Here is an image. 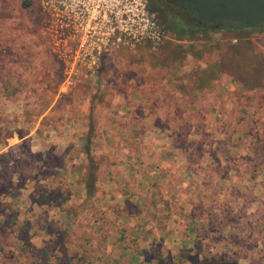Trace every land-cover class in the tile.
Returning a JSON list of instances; mask_svg holds the SVG:
<instances>
[{
  "label": "rangeland",
  "instance_id": "1",
  "mask_svg": "<svg viewBox=\"0 0 264 264\" xmlns=\"http://www.w3.org/2000/svg\"><path fill=\"white\" fill-rule=\"evenodd\" d=\"M25 1L31 3L29 8H24ZM192 1L206 18L224 23L264 18V0ZM163 6L165 11L190 14L188 8L174 0H164ZM154 16L168 34L162 46L154 49L144 43L124 47L118 53L104 55L100 67L70 69L42 33L38 0H0V155L7 154L3 161L9 163L11 171L15 164L12 161L30 169L29 160L39 161L47 151L51 156L49 152L55 153L54 147L65 143L55 157L63 164L60 183L68 164L76 161L79 173L87 178L92 200L99 198L101 164H124V175L110 174L120 181V189L135 202L143 192L142 199L154 193L156 197L152 198L162 207L157 209L161 213L158 220L164 224L173 220L174 231L183 237L187 217L197 216L194 205L200 197L213 201L222 192L238 196L264 189V29L178 37L159 16ZM18 133L33 135L32 142L21 150L15 149L20 142ZM30 151L33 157H29ZM2 172L0 169V180L11 179L9 171L1 175ZM216 175L220 180L214 185ZM230 175L237 180L227 185L222 177ZM149 179L157 182L151 185L146 182ZM183 180L187 184L182 186L181 194L168 198V193H173L169 186ZM15 183L22 188L24 181ZM104 189L112 190L110 184ZM254 199L250 196L243 203ZM7 201L0 206V213L15 214L18 207ZM29 201L21 211L25 220L32 215L43 224L47 217L55 221L61 217L55 211L48 216L44 213L47 208L34 207L35 199H31L33 206ZM261 210L248 220L245 213L234 215L232 225L250 233L230 239L236 254L230 252L227 264H236L242 254L250 253L255 258L250 256L244 264H264V225L259 226V221H264V205ZM180 211L186 212L180 215ZM202 216L206 217L203 231L212 238L211 232L218 228L211 221L216 219L218 223L220 215L209 212ZM111 220L115 223L114 218ZM58 226L66 233L59 234L60 240L77 239L74 233H67V225ZM221 230L217 234L227 238L230 230ZM193 234L189 246L193 256L207 255L216 247L211 246L212 240L203 246ZM199 235L203 237L202 231ZM6 241L14 255L11 261L10 256L6 261L1 257L0 264H29L26 255L13 247L11 240ZM132 242L135 249L141 241ZM63 243L58 242V246L63 247ZM227 244L222 243L220 250L224 251ZM52 248L48 246L49 254L53 253L48 264L80 263L66 258L62 248ZM76 249L79 250L75 246ZM166 260L159 262L168 264ZM193 264L203 263L197 258Z\"/></svg>",
  "mask_w": 264,
  "mask_h": 264
},
{
  "label": "crops",
  "instance_id": "2",
  "mask_svg": "<svg viewBox=\"0 0 264 264\" xmlns=\"http://www.w3.org/2000/svg\"><path fill=\"white\" fill-rule=\"evenodd\" d=\"M32 136H19L20 142L15 145V149L21 150L22 146L27 143L30 144L33 140ZM64 146L65 143L54 147L55 153L49 152L51 156H48V151L45 157L42 153L44 158L39 161L29 160L30 169H26L20 162H16L12 165L14 169L11 171L8 162L0 161V169L3 170L1 175L6 171L11 173V179L0 180V196L4 198L0 199V206L9 200L10 203L13 202L18 207L15 214L0 213V236H2L0 240L3 238V241L0 242V259L3 257V260L6 261L7 257L10 256L11 261L12 255H14L13 251L10 253L6 247L8 245L6 240H11L13 247L19 249L21 254L26 255L29 264L50 263L49 260L53 253L49 254V245H52L55 249L62 248L61 252L65 253L66 258L77 259L80 262L79 264L85 262L109 264L111 260H116L119 264H160L159 260L161 261L162 258H167L168 264H193L197 261V258L198 262L203 264H227L230 252L236 248L230 239L234 236L244 238L247 236L245 234L250 233L236 225H232V221H235L234 215L245 213L247 215L245 219L248 220L251 218L250 215L262 212L264 189L262 191H241L242 193L238 196H234L229 192H222V194H217V198L215 197L213 201L200 197L194 205L197 216L193 219L186 216V232L183 237H180L179 232L174 231L176 224L173 220H170L167 224L158 220L161 213L157 209L162 207L156 199L152 198L156 197L152 195L154 193L149 196L150 200L148 197L142 199L143 192L140 197L138 196L139 200L135 202L129 199V193L127 194L126 191L120 189V181L118 179L116 181L110 174L116 172L120 176L124 175L126 173L123 167L124 164L110 162L101 164L102 171H99L97 179L99 198L95 197L94 200L91 199V197H94L93 194L88 192L87 178L79 173V166L76 165V161L68 164V171L63 173L65 179L60 183V172L63 170V164L59 163L55 157L58 156L57 151L63 150ZM29 157H33L31 151ZM106 170L109 173L105 175L103 171ZM33 174H35L34 177ZM21 180L24 181L23 187L18 188L19 185H16L15 182L20 183ZM219 180V176L216 175L212 182L216 185ZM236 180L237 177L234 175L222 177V181L227 185ZM146 182L152 185L157 181L149 179ZM185 182L183 180V183L181 181L177 186H169L173 193H168L167 197L170 199L177 198L181 194L182 186L187 184ZM106 184L111 185V191L107 192L104 189ZM259 186L263 187L261 184ZM250 196H254L255 199L243 203V200L249 201ZM31 199H35L34 207L47 208V212L44 211V213H48V216L54 215L53 211H55V214L57 213L61 217L56 221L47 217L43 224H40L38 217L32 218V215L28 220H25L21 211L26 207L29 200L32 205ZM185 206L188 208L187 205ZM101 209L102 212L98 213V210ZM30 210L33 211L32 208ZM0 211L2 210L0 209ZM6 211L8 212V210ZM180 212V215H183L186 211ZM209 212L220 215L218 223L216 219L211 221L218 228H214L211 232L212 238L207 237L208 234L203 231L206 217L202 215ZM32 214H34V211ZM42 216L39 215L40 218ZM113 218L115 223H112L111 219ZM183 219L185 221V217ZM197 222L201 223L197 224ZM195 223L196 229L194 230ZM118 224L121 226H118ZM58 225L61 227L67 225V233L69 235L74 233L77 239L71 241L68 239L60 240L61 235L59 234L64 235L66 233L60 231ZM170 225L173 227H170ZM261 225H264V221L260 220L259 226ZM39 229L42 230L41 235ZM220 229H222L221 232L230 230L227 238L217 234ZM33 231L37 236L31 235ZM170 231H173V236L170 235ZM201 231L203 237L199 235ZM47 232H50L49 238H46ZM193 233H195L197 241L201 240L203 242V246H207L206 244L212 240L211 246L216 247H213L207 255L193 256V253L189 251V248H192L189 246H191L190 242L193 240ZM37 237L41 240L39 241ZM135 239H139L141 242L134 249V244L132 245L131 242ZM58 242L61 244L64 242L63 247H59ZM224 242L228 244L224 251H221L219 246ZM257 244H260L259 240ZM75 246L78 247V251L77 249L75 251ZM250 254H242L243 258L236 260V264L248 263L251 258H255L252 253ZM76 256L78 257L76 258ZM116 261L115 263L118 264Z\"/></svg>",
  "mask_w": 264,
  "mask_h": 264
},
{
  "label": "built area",
  "instance_id": "3",
  "mask_svg": "<svg viewBox=\"0 0 264 264\" xmlns=\"http://www.w3.org/2000/svg\"><path fill=\"white\" fill-rule=\"evenodd\" d=\"M38 5L42 33L70 69L100 67L106 54L144 43L155 49L168 38L148 0H38Z\"/></svg>",
  "mask_w": 264,
  "mask_h": 264
},
{
  "label": "trees",
  "instance_id": "4",
  "mask_svg": "<svg viewBox=\"0 0 264 264\" xmlns=\"http://www.w3.org/2000/svg\"><path fill=\"white\" fill-rule=\"evenodd\" d=\"M175 2L181 3L189 10V15H179V12L175 10H164V0H149V9L153 14L159 16L161 21L165 24L164 26L171 29L178 37L183 36H194L205 32H217L224 30H238L241 28L249 29H264V18L254 22H234L224 23L215 18L208 19L201 13L196 7V4L192 0H174ZM24 8H29L31 3L28 1L24 2ZM194 18H192L193 16ZM195 19V20H194ZM19 136L23 134L18 133ZM12 136V134H11ZM4 157L7 154L0 155V161L3 162ZM16 163V161H12Z\"/></svg>",
  "mask_w": 264,
  "mask_h": 264
},
{
  "label": "flooded vegetation",
  "instance_id": "5",
  "mask_svg": "<svg viewBox=\"0 0 264 264\" xmlns=\"http://www.w3.org/2000/svg\"><path fill=\"white\" fill-rule=\"evenodd\" d=\"M148 3H149V0H148ZM150 4V3H149ZM119 50H114L113 52H118Z\"/></svg>",
  "mask_w": 264,
  "mask_h": 264
}]
</instances>
